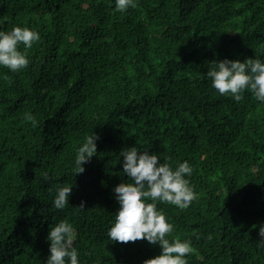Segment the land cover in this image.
<instances>
[{
  "label": "trees",
  "instance_id": "16d2710c",
  "mask_svg": "<svg viewBox=\"0 0 264 264\" xmlns=\"http://www.w3.org/2000/svg\"><path fill=\"white\" fill-rule=\"evenodd\" d=\"M13 26L40 39L26 68L0 67V264H45L49 228L63 219L81 264L159 255L107 236L112 189L131 182L119 153L133 146L193 168L187 208L157 203L174 226L166 238L191 241L188 264H264V104L221 95L205 76L213 60H264V0H137L124 12L111 0H0V30ZM91 132L96 154L75 174ZM57 183L73 185L62 210Z\"/></svg>",
  "mask_w": 264,
  "mask_h": 264
},
{
  "label": "clouds",
  "instance_id": "9594fccd",
  "mask_svg": "<svg viewBox=\"0 0 264 264\" xmlns=\"http://www.w3.org/2000/svg\"><path fill=\"white\" fill-rule=\"evenodd\" d=\"M115 10L124 12L129 7L135 8L137 0H111ZM40 39V34L29 27L13 26L11 31L0 30V67L12 72L26 68L29 64L27 49ZM23 44L25 51L18 50ZM205 76L210 80L211 87L219 94H228L234 101H241L245 91L264 104V60L253 57L239 60L223 59L208 63ZM25 120L32 126L38 121L31 113H25ZM97 135L91 132L84 136L83 142L76 149L73 170L75 174L84 172L83 165L96 154ZM122 173L131 182H120L113 189L114 199L119 207L114 220L107 229L111 242H134L145 240L160 248L159 255L146 259L142 264H188L187 254L193 252L191 241L166 236L173 231V224L168 222L163 209L157 207L158 202H166L180 209L187 208L196 199V193L188 177L193 168L187 160L175 162V166L165 157L161 162L155 153L140 151L136 146L122 149ZM47 179V173L44 174ZM73 185L57 183L49 191H54L52 207L58 210L68 206ZM149 200L151 202H149ZM84 209V202L76 208ZM256 227L255 225H253ZM259 236L264 247V223L259 225ZM75 229L67 219L59 220L49 228V256L45 264H81L79 252L72 246ZM198 238V237H197Z\"/></svg>",
  "mask_w": 264,
  "mask_h": 264
}]
</instances>
